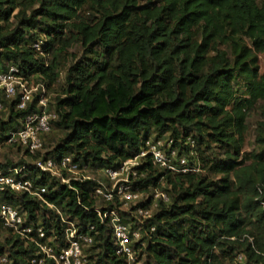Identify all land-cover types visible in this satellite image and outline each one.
Instances as JSON below:
<instances>
[{
  "label": "trees",
  "instance_id": "16d2710c",
  "mask_svg": "<svg viewBox=\"0 0 264 264\" xmlns=\"http://www.w3.org/2000/svg\"><path fill=\"white\" fill-rule=\"evenodd\" d=\"M35 5L26 19V10ZM15 10L19 27L4 33L0 25L2 66L12 63L25 80L38 76L49 89L58 79L57 51L79 43L84 53L67 70L63 97L53 105L52 130L64 137L46 152L45 136L41 152L24 153L0 170L26 166V177L46 186L47 203L81 231L94 226L88 264H124L114 253L110 228L95 212L96 207L119 209L120 203L97 206L99 199L91 193L95 180L62 183L36 171L32 162L71 156L79 169H117L139 156L150 138L171 140V149L197 171L170 173L149 155L141 159L135 169L142 175L133 183L141 198L130 210L150 208L153 188L168 197L157 200L142 228L141 253L153 264H264V156L241 152L246 118L258 101L264 102V74L258 73L264 0H0V22L7 23ZM37 17L44 42L34 33ZM56 37L59 47L53 50ZM38 42L42 54H54L50 65L36 57L32 45ZM236 79L244 84L246 98L236 96ZM0 114L7 116V121L0 118L2 143L23 114L11 104ZM257 140L264 143V137ZM212 144L225 150L223 161L202 157L200 146ZM205 170L220 177L211 179ZM1 203L12 204L46 236L61 240L60 215L44 202L4 190ZM152 224L155 230L145 235ZM6 247L8 259L0 264H37L31 262L38 256L34 243L0 225V258Z\"/></svg>",
  "mask_w": 264,
  "mask_h": 264
},
{
  "label": "built area",
  "instance_id": "2783aa9c",
  "mask_svg": "<svg viewBox=\"0 0 264 264\" xmlns=\"http://www.w3.org/2000/svg\"><path fill=\"white\" fill-rule=\"evenodd\" d=\"M32 49L41 52V43H34ZM46 94L44 84L29 85L28 81L20 76L16 65L0 64V113L5 111L6 105L11 104L16 112L23 114L19 119V126L10 131L1 144L19 148L22 155L26 153L27 156L42 151L43 138L51 132L57 118L54 111L47 106ZM146 155L150 156L152 163L160 170L170 173L197 171L195 167L189 166L185 157H178L176 151L171 149V140L152 138L144 142V150L139 156L123 162L117 169L101 170L102 180L85 175L77 176L85 172L86 168L79 169L78 163L71 156H62L59 159L39 157L32 165L39 173L55 176L62 183H69L71 179H93L97 185L91 192L92 196L103 202L117 200V203H120L119 209L107 207L102 210L96 207L95 212L99 220L110 228L115 255L122 258L124 264H134L142 255L141 250L145 246L142 228L151 217L150 208L138 206L130 210V205L137 204L141 198V193L133 188V183L142 175L137 173L135 168ZM26 169V166H21L6 171L0 170V191L28 194L55 209L63 224L62 238L58 241L54 237L46 236L41 226L34 227L27 221L26 216L9 203L0 204L1 227L9 230L13 236L34 243L38 256L31 259L32 263L42 264L46 259H51L54 264H88L86 249L93 244L91 231L94 226L89 225L86 230L81 231L76 222L63 217L57 207L46 202L43 195L48 191L46 186L36 184L26 177ZM160 198L163 201L168 200L163 192L160 193ZM154 205L156 206V203ZM132 217L136 222H132ZM154 230L155 225L152 224L145 231V235ZM236 260L243 263L242 254H238Z\"/></svg>",
  "mask_w": 264,
  "mask_h": 264
},
{
  "label": "rangeland",
  "instance_id": "374dc122",
  "mask_svg": "<svg viewBox=\"0 0 264 264\" xmlns=\"http://www.w3.org/2000/svg\"><path fill=\"white\" fill-rule=\"evenodd\" d=\"M140 1H144V0H140ZM37 8H38V5H35L34 7L28 8L26 10V13H25L26 19H28L31 16L32 11L34 9H37ZM17 13H18V10H15L12 13V15H11V17L7 23L0 22V25L3 27L4 33H10L19 27L21 17H19V15ZM34 23H35L34 33H37L38 39L44 42L46 40V35L44 32H39V30L44 29V25L39 21L38 17L36 18ZM58 39H59V37L55 38L53 50H56L59 47ZM43 42H42V44H43ZM31 43L32 42H30V40H29L28 46H30ZM36 53H37L36 57L41 58V59L44 58V64L46 66L50 65V62H51L52 57L54 55L52 53V51L49 53H46V55L42 54L41 52H36ZM57 53H59L57 55V58H56V61L58 63L57 70H56L58 73V79L53 86H51L49 89H47V94H46L47 106L50 110H54L53 105L55 103L56 98L63 97L62 90L64 88V78H65V75L67 73V70L69 69V67L73 63H75L81 59L84 52L81 49L79 43H72L64 51H62V52L57 51ZM258 73H259V75L264 74V57H263V55L258 56ZM35 77H32L29 79V81H28L29 85H37V84L41 83L40 82L41 78L37 76L36 77L37 80H36ZM233 86H234V90L236 91V96H238L239 98H246V94H245L246 88L240 79H236L233 82ZM0 118L2 121H7V116L4 114H0ZM263 123H264V102L258 101L253 106V108L250 110V112L246 118L244 142H243L241 152H252L253 151L255 153H262L264 156V143H259L257 140L258 137H264L263 126H262ZM63 137H64V134H61L60 132L55 131V130H51V132L47 135V137L45 139V151L47 152V151L52 150L53 147L58 143V141ZM200 150L202 153V157L205 160H208L211 162H213V161L220 162V161H223L225 159L224 154H223L225 150L223 148H217L213 144L210 146V148H206V145H202V146H200ZM20 159H23V155H22L21 151H18L17 149H14V148H11L7 145H3V144L0 145V165H5L7 162H11L12 164H16ZM202 173L203 174H209V177L211 179H214V180H216L220 177V175L208 173V170L207 171L205 170ZM81 175L90 176V177H93L95 179H101L102 180L101 173L99 171H96V170L87 169L85 172L79 173L77 176H81ZM151 190H152L151 192L153 193V203L150 206L151 213H152L154 211V207L157 206V205L155 206L154 203L157 204V200L160 198V193L162 191L159 188H157V189L153 188ZM163 193H165V192H163ZM148 194H149V192H145V194H143L144 199H146ZM101 203L103 204L104 202H102L99 199L97 206H100ZM130 207H131V205H130ZM134 222H136V221H134ZM142 232H143V230H142ZM98 251L99 250H96L95 252H98ZM8 254H9V252H8L7 247H6L5 248V254L3 255L4 259L2 257H1L2 259L0 258L1 263L5 262L4 260L8 259V257H7ZM95 258L96 257H93V260H95ZM146 262H148V264H153L152 259L150 257L146 256L145 253H142V255L137 258V260H136V262H134V264H146ZM7 264H11V261H8ZM221 264H230V263L226 260H223L221 262Z\"/></svg>",
  "mask_w": 264,
  "mask_h": 264
}]
</instances>
